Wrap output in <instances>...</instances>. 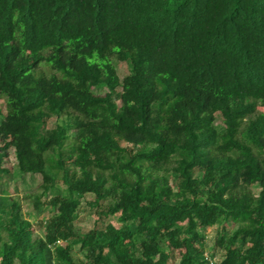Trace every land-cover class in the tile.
I'll return each instance as SVG.
<instances>
[{"label": "trees", "instance_id": "16d2710c", "mask_svg": "<svg viewBox=\"0 0 264 264\" xmlns=\"http://www.w3.org/2000/svg\"><path fill=\"white\" fill-rule=\"evenodd\" d=\"M75 253L264 264V0H0V264Z\"/></svg>", "mask_w": 264, "mask_h": 264}, {"label": "rangeland", "instance_id": "374dc122", "mask_svg": "<svg viewBox=\"0 0 264 264\" xmlns=\"http://www.w3.org/2000/svg\"><path fill=\"white\" fill-rule=\"evenodd\" d=\"M148 62V59L146 57L141 58L138 61V64ZM116 66L117 73L120 78H123L126 76L129 72V68L125 63H119L114 62ZM3 106V104H2ZM55 123V119L49 121L47 124L48 127H53ZM14 157L10 153V156L7 160V163H5V168L9 170H13L14 168ZM51 186V183L49 181H42L41 176H27L24 178H16L14 181L9 182V185L7 187L8 194L10 197L14 199H18V201L21 204L22 208V214L24 218L28 219L30 223H32V230L34 232V236H40L44 233L47 235H53V231L49 225L45 226L44 231L38 230L35 226L36 221H46L48 220L51 215L52 211H50V208L48 206H43L40 211L35 210L33 207L32 201L28 198L33 194L41 193L43 192L47 187ZM254 193H257V188L253 189ZM45 199V198H44ZM43 200V199H42ZM81 206H84V202H82ZM94 218L93 217H87L84 216V212L80 211L78 213V217L76 218L74 224L77 229H84V230H91L93 227ZM111 223L115 225V221L111 220ZM215 228L209 229L206 232L203 231L202 234L206 235V243H208L209 246L213 244V237H214V230ZM74 261L77 263L82 264V256L80 254H74Z\"/></svg>", "mask_w": 264, "mask_h": 264}]
</instances>
